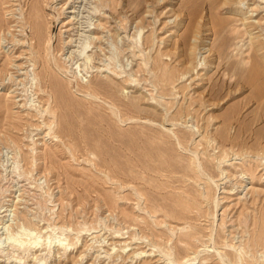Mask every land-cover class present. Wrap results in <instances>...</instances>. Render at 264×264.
<instances>
[{
	"label": "rangeland",
	"instance_id": "rangeland-1",
	"mask_svg": "<svg viewBox=\"0 0 264 264\" xmlns=\"http://www.w3.org/2000/svg\"><path fill=\"white\" fill-rule=\"evenodd\" d=\"M220 6L0 0V264H264V0Z\"/></svg>",
	"mask_w": 264,
	"mask_h": 264
},
{
	"label": "bare ground",
	"instance_id": "bare-ground-1",
	"mask_svg": "<svg viewBox=\"0 0 264 264\" xmlns=\"http://www.w3.org/2000/svg\"><path fill=\"white\" fill-rule=\"evenodd\" d=\"M212 1V0H211ZM236 2V0H214V4L216 5V6H218V4H219V6H220V4L221 5H227V6H229L230 7V5L233 3V2ZM209 3V2H208ZM212 3V2H211ZM210 3V4H211ZM208 5V4H207ZM204 6V5H203ZM212 6H214V5H212ZM211 6V8H209V9H212L213 7ZM205 7V6H204ZM221 7V6H220ZM215 8V7H214ZM188 9V8H187ZM202 9H204L203 7H202ZM208 9V10H209ZM220 9V8H219ZM189 11V10H188ZM213 11V10H212ZM214 11H216V8H215V10ZM213 11V12H214ZM202 13V12H201ZM210 13V12H209ZM212 13V12H211ZM198 15V14H197ZM214 15V14H213ZM212 15V16H213ZM194 16V15H193ZM192 16V17H193ZM200 16H202V15H199V17ZM202 19V18H201ZM212 19V18H211ZM194 20V19H193ZM202 21V20H201ZM215 22H217L216 21V19H215ZM201 23V22H200ZM213 23H214V21H213ZM197 24V23H196ZM216 24V23H215ZM213 25V24H212ZM195 26V25H194ZM202 25H200V27H201ZM195 28H196V26H195ZM194 28V29H195ZM218 28V27H217ZM216 28V29H217ZM245 28H247V27H245ZM196 29H199L198 27L196 28ZM215 29V30H216ZM191 30V29H190ZM192 31H193V28H192ZM189 33V32H188ZM187 33V34H188ZM197 33V32H196ZM191 35H193L192 33H191ZM249 35H250V33H249ZM190 36V35H189ZM251 36V35H250ZM191 37V36H190ZM249 37V36H248ZM183 38V37H182ZM250 39V38H249ZM186 40H189V39H186ZM250 41V40H249ZM252 41V40H251ZM254 41V40H253ZM252 41V42H253ZM185 42V41H184ZM251 43V42H250ZM186 44V43H185ZM255 44H256V42H255ZM258 44V43H257ZM255 45V46H252V48H253V53H255V52H259L260 51V48H259V45ZM253 45V44H252ZM84 50V49H83ZM252 50V49H251ZM192 54V53H191ZM256 54V53H255ZM256 57H257V55H255ZM174 57H176V56H174ZM256 57H255V59H253L252 60V63L251 64H249L250 66H247V68L246 69H243V71L245 70V71H247L246 73H247V84L248 85H250V87L252 88V90L254 89L255 90V92H256V90H257V92H259V93H261V96H262V94H264V68H262L258 63H257V60H256ZM251 58H252V56H251ZM251 58H249V59H251ZM259 61V60H258ZM251 62V61H250ZM192 64H194L193 63V61H192ZM192 64H191V66H192ZM262 64V63H261ZM179 67V66H178ZM182 67V66H181ZM185 67H186V65H185ZM194 67V66H193ZM183 68V67H182ZM182 68H180V70L182 69ZM188 68V67H187ZM185 68H183L180 72H181V74H185L186 75V72H188V70H184ZM193 69L194 68H192L191 70L193 71ZM190 70V69H189ZM190 70V71H191ZM189 71V72H190ZM237 71V70H236ZM188 72V73H189ZM187 73V74H188ZM245 75V74H244ZM246 84V83H245ZM239 86V85H238ZM237 86V87H238ZM250 87H248V88H250ZM253 92V91H252ZM254 92V93H255ZM256 92V93H257ZM212 95V94H211ZM213 97V96H212ZM211 97V98H212ZM200 98V97H199ZM214 98V97H213ZM256 98V97H255ZM196 100V99H195ZM199 100V99H198ZM220 99H218V101H219ZM206 101V100H205ZM205 101H204V104H207V102L205 103ZM217 101V100H216ZM197 101H195V103H196ZM214 102V101H213ZM250 102V101H249ZM193 103H194V101H193ZM218 103V102H217ZM211 105V104H210ZM213 105V104H212ZM211 105V106H212ZM189 110V109H188ZM189 115V114H188ZM195 115V114H194ZM211 138H213V137H211ZM210 138V139H211ZM228 140V139H227ZM264 149V148H263ZM240 174H241V172H240Z\"/></svg>",
	"mask_w": 264,
	"mask_h": 264
}]
</instances>
